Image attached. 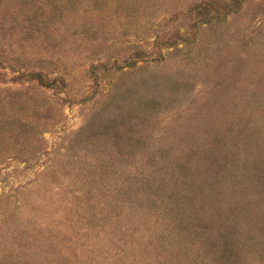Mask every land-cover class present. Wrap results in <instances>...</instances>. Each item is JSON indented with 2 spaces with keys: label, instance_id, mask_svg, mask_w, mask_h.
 I'll return each instance as SVG.
<instances>
[{
  "label": "rangeland",
  "instance_id": "obj_1",
  "mask_svg": "<svg viewBox=\"0 0 264 264\" xmlns=\"http://www.w3.org/2000/svg\"><path fill=\"white\" fill-rule=\"evenodd\" d=\"M0 264H264V0H0Z\"/></svg>",
  "mask_w": 264,
  "mask_h": 264
}]
</instances>
